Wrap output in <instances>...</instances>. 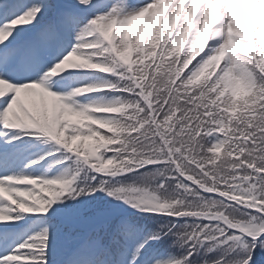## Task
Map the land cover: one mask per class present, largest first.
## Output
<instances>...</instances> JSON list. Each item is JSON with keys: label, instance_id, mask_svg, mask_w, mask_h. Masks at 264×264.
<instances>
[{"label": "snow or ice", "instance_id": "snow-or-ice-1", "mask_svg": "<svg viewBox=\"0 0 264 264\" xmlns=\"http://www.w3.org/2000/svg\"><path fill=\"white\" fill-rule=\"evenodd\" d=\"M0 264H264V0H0Z\"/></svg>", "mask_w": 264, "mask_h": 264}]
</instances>
